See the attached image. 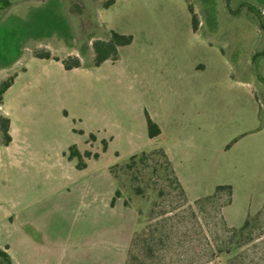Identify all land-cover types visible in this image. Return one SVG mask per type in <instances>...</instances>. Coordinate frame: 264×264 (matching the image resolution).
Returning <instances> with one entry per match:
<instances>
[{
  "label": "rangeland",
  "instance_id": "374dc122",
  "mask_svg": "<svg viewBox=\"0 0 264 264\" xmlns=\"http://www.w3.org/2000/svg\"><path fill=\"white\" fill-rule=\"evenodd\" d=\"M262 24L264 0L9 7L0 20V83L13 76L0 102L11 136L3 146L0 134V247L13 264H264ZM111 30L133 43L118 60L88 66L92 41ZM144 37L152 52L143 51ZM36 53L77 56L87 67L65 70ZM173 107L186 109L189 130L149 139L144 110L164 118ZM181 134L190 150L179 156L188 199L152 164L117 170L114 198L110 166L178 144ZM73 145L98 158L77 169ZM218 185H230L231 196L207 198Z\"/></svg>",
  "mask_w": 264,
  "mask_h": 264
},
{
  "label": "trees",
  "instance_id": "16d2710c",
  "mask_svg": "<svg viewBox=\"0 0 264 264\" xmlns=\"http://www.w3.org/2000/svg\"><path fill=\"white\" fill-rule=\"evenodd\" d=\"M111 2L106 4L105 7L109 5ZM188 11L191 15V26L193 31L195 32L197 30L198 20L193 11V8L189 4H188ZM131 42H132L131 35H123L114 31H109L106 39H95L92 41L91 47L94 56H93V61L88 66L98 67L105 61L114 62L118 60V48L130 45ZM34 56L38 58L61 61V64L65 70L87 67L80 61V59L77 56L68 57L64 59L52 58L49 55V53H43V54L36 53ZM12 83H13V76L8 77L6 80L0 83V102L2 101L3 94L12 85ZM144 116H145L146 131L148 138L149 139L158 138L161 135V130L159 126L151 120V118L148 116L146 112L144 113ZM9 125H10L9 118L0 116V134L2 136L3 146H8L11 142V136L9 134ZM89 138L90 140H94L93 135H89ZM104 149H105V144L103 146V150ZM68 153H69L68 154L69 160L72 159L78 160L76 168L79 170L85 168L86 166V164L82 161L83 158H91V157L98 158L97 153L91 154L89 151H84L81 153L74 145L69 147ZM147 164H152L151 168L154 174H160L162 172L164 174V177L169 181L170 186L178 190V193H180L183 197L188 199L186 190L184 189L182 182L177 172L174 169V166L172 165L168 155L166 154L164 147L160 144H157L156 147L149 152L142 151L138 154L131 155L128 158V160L125 161L124 163L114 164L110 166L108 169L117 187L118 184L120 183V177L117 174V170H121L125 173H127L128 171L140 172L141 168H143ZM133 176L134 175H132L131 179L134 178ZM223 191H226L229 196H231L232 194V188L230 185H218L216 186L215 191L212 194L207 195V198L211 196H215ZM119 197H120V191L117 187L114 193V198H119ZM114 198L112 200V204L114 202ZM124 206H128V205L124 204ZM136 212H137L136 213L137 216L139 217V212L138 211ZM249 219H250V215L246 217V219L243 221L242 225L239 228L232 230V234L234 238L241 236L247 230L249 226ZM6 250H7L6 247L5 248L0 247V264H12L11 258ZM127 251L128 248L126 250V254Z\"/></svg>",
  "mask_w": 264,
  "mask_h": 264
},
{
  "label": "crops",
  "instance_id": "0c3cea01",
  "mask_svg": "<svg viewBox=\"0 0 264 264\" xmlns=\"http://www.w3.org/2000/svg\"><path fill=\"white\" fill-rule=\"evenodd\" d=\"M111 31H114V30H111ZM192 31H193V29H192ZM114 32H117V33L123 34V35H131L130 33H122L119 31H114ZM146 34H148V33H146ZM139 35L145 36V33L141 34V32H140ZM150 35L151 34H149V36ZM131 36H132V42H131V44H132L134 40H133V35H131ZM143 39L145 42L143 44V49H144L143 51H145L146 50L145 48L148 47V50L150 52H152L155 48V45L148 42L146 37H144ZM130 45L118 48V59H119V56L121 55L122 50L124 48L129 47ZM151 59L152 58H150V61H151ZM150 65L152 66V64H150ZM173 108L174 109L171 111V113H168L167 116H165L164 118H161L160 115L157 113L151 114V113L147 112L146 110H144V113L146 112L148 114V116L151 118V120L159 126V128L161 130V135H163V136H165L164 133L168 135L171 132L179 131L180 133H182L184 131L187 132L189 130L190 121H189V118L187 117L186 109L184 107H180L177 109H175V107H173ZM8 118H9V116H8ZM145 125H146V123H145ZM9 132H10V125H9ZM164 149H165V152L168 155L172 165L174 166V169L177 172V174H178V176L182 182V185H183L184 189L186 190L187 195L189 196L188 184L186 183L185 178L183 177V174H182L181 169H180V163H181L180 161L181 160H180L179 156H181V151L183 153V149H185L186 152L189 150L187 145L184 143L183 135L181 134V137L179 138L178 144L175 143V144L167 145L164 147ZM11 261H12V259H11ZM12 264H13V262H12Z\"/></svg>",
  "mask_w": 264,
  "mask_h": 264
},
{
  "label": "flooded vegetation",
  "instance_id": "af4514ba",
  "mask_svg": "<svg viewBox=\"0 0 264 264\" xmlns=\"http://www.w3.org/2000/svg\"><path fill=\"white\" fill-rule=\"evenodd\" d=\"M15 1V2H14ZM24 2V1H26V0H0V20L2 19V17H3V15H4V13H5V11L9 8V7H12L13 5H15V4H20V3H22V2ZM80 8L82 7V4L79 6ZM74 9L75 8H73V13L74 14H76L77 15V17L79 18V19H82V18H84V17H82L83 16V14H82V11H81V9H80V11H74Z\"/></svg>",
  "mask_w": 264,
  "mask_h": 264
}]
</instances>
